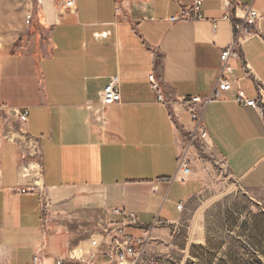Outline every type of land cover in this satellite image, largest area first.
<instances>
[{
	"label": "crops",
	"instance_id": "1",
	"mask_svg": "<svg viewBox=\"0 0 264 264\" xmlns=\"http://www.w3.org/2000/svg\"><path fill=\"white\" fill-rule=\"evenodd\" d=\"M241 1L264 15V0ZM66 2L0 0V27L14 35L0 37V264L96 251L92 240L131 213L138 235L177 223L206 186L194 164L179 169L181 136L196 124L178 99L214 92L233 40L221 0H202L201 20L182 15L193 0ZM256 30L231 60L232 88L203 108L207 142L247 190H264V115L236 101L242 89L264 103V18ZM114 76L121 101L103 106Z\"/></svg>",
	"mask_w": 264,
	"mask_h": 264
},
{
	"label": "rangeland",
	"instance_id": "2",
	"mask_svg": "<svg viewBox=\"0 0 264 264\" xmlns=\"http://www.w3.org/2000/svg\"><path fill=\"white\" fill-rule=\"evenodd\" d=\"M181 144L206 186L183 220L147 226L137 264H264V190L242 188L206 138L184 132Z\"/></svg>",
	"mask_w": 264,
	"mask_h": 264
},
{
	"label": "built area",
	"instance_id": "3",
	"mask_svg": "<svg viewBox=\"0 0 264 264\" xmlns=\"http://www.w3.org/2000/svg\"><path fill=\"white\" fill-rule=\"evenodd\" d=\"M222 8L225 11L224 17L233 22V40L232 42L221 50L222 70L221 74L217 78L214 92L207 96H192L189 98H181L178 101L187 107V111L194 120L196 126L192 131L193 136L198 135L203 138L207 137V132L203 127V108L213 99L220 96L222 92H227L232 88V82L225 78L227 73L233 71L231 60L239 57V47L243 41L253 36L258 35L256 26L264 18V15L255 8L252 4H246L241 0H221ZM67 7L73 6V0H67ZM239 11L241 14H239ZM202 0H193L192 9L183 11V17L194 18L196 20L203 19L202 17ZM181 17H172L171 20L176 21ZM32 19V13L27 16V22ZM149 80L152 88L159 96V100L168 103L161 92L159 81L155 74H150ZM101 104L103 106H111L121 101V86L120 80L117 76H114L105 85L101 94ZM236 101L244 106H250L256 108L264 115V103L258 102L255 98H248L245 91L239 89L236 96ZM171 103V102H170ZM13 115L23 123L28 120V110H20L19 108H12ZM180 172L184 175H190L191 167L189 158L186 154L181 155L179 163ZM3 180V173L0 168V184ZM178 209L183 210L184 202L178 204ZM114 213H121L119 209H115ZM154 225L165 224L161 220H156ZM152 224V225H153ZM139 226L135 214H127L126 221L112 225L104 230L105 241L99 243L97 240H92L91 244L97 248L95 251L87 252L86 254L75 255L70 254L68 258H59L55 264H137L139 258L143 256L145 252V245L147 236L149 234L148 229H143L141 234H134L127 231L128 227ZM104 255L102 262L97 261L99 255ZM41 256H34V264L40 263Z\"/></svg>",
	"mask_w": 264,
	"mask_h": 264
}]
</instances>
